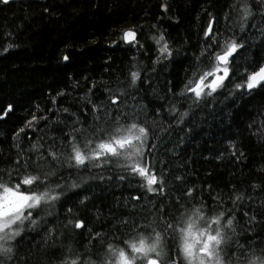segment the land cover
I'll list each match as a JSON object with an SVG mask.
<instances>
[{
    "label": "snow or ice",
    "instance_id": "1",
    "mask_svg": "<svg viewBox=\"0 0 264 264\" xmlns=\"http://www.w3.org/2000/svg\"><path fill=\"white\" fill-rule=\"evenodd\" d=\"M9 3L0 0V5ZM160 7L165 13L170 10L166 0ZM228 9L223 31L217 27L218 18L208 13L199 50L193 53L183 84L178 91L169 87L159 96L167 105H157L155 115L163 121L162 111H166L171 120L153 121L155 127L148 126L147 105L138 101V94L141 83L151 87V81L136 65L126 78V87L115 92L105 87L106 99L100 103L94 101L97 84L93 82L77 102V111L57 107L58 98L69 95L61 90L51 96L53 107L45 114H37L39 106L30 113V119L12 135L15 158L0 167V264H39L32 248H22L30 232L43 233L45 247L49 240H62L58 264H264V237L259 241L240 239V229L253 233L258 223L264 226L260 219L264 200L256 205L253 195L264 193V179L250 185L251 193L233 186L228 193L213 195L209 186L213 203L208 204L194 184H187L183 173L174 174L160 159L165 136L173 125H184L195 110L211 109L214 114L215 103L225 92V99H242L264 89V62L255 67L239 63L250 47L264 50V0H229ZM143 35L137 27L120 29L109 47L148 52L154 45L156 55L149 57L151 71H156V65L167 67L178 51L169 37L159 31L150 36L149 45L142 42ZM13 47L9 43L3 53ZM62 59L67 62L70 57L65 54ZM152 92L156 96L157 89ZM13 111L11 104L0 109V120ZM257 119L259 128L254 127ZM42 128L48 131L35 140L26 131ZM248 129L264 139V113H258ZM22 134L30 141L26 150L21 145ZM227 148L238 161L244 157L230 138ZM259 171L264 173V166ZM105 182L109 186L128 182L139 192L122 198L123 203L109 217L96 208V220L104 221L97 229L86 215L92 201L88 192ZM69 191L77 203L65 207L72 199ZM54 209L64 212L63 220ZM241 211L242 216L238 215ZM85 234L86 242L70 239L63 245V238Z\"/></svg>",
    "mask_w": 264,
    "mask_h": 264
},
{
    "label": "trees",
    "instance_id": "2",
    "mask_svg": "<svg viewBox=\"0 0 264 264\" xmlns=\"http://www.w3.org/2000/svg\"><path fill=\"white\" fill-rule=\"evenodd\" d=\"M163 2L165 0H10L8 5H0V109L9 104L14 107L5 120H0V167L7 166L15 158L17 149L13 146L12 135L30 119V113L37 111V106L41 110L37 114H45L53 107L51 96L63 90L69 95L59 97L57 107L77 111V102L93 82L97 84L94 101L100 103L106 99L105 87L114 92L126 87V78L134 70L133 65L151 81V87L141 83L138 94V101L142 99L147 105L148 126L155 127L153 121L158 124L172 119L166 111H162L163 121L155 115L157 105H167L159 96L169 87L178 91L183 84L192 65L193 53L199 50L209 12L218 18L217 27L224 30L229 0H166L170 5L167 13L161 11ZM153 25H158L159 30ZM127 27L141 30L142 42L146 40L149 45H152L151 35L164 31L173 48L178 50L173 61L167 67L156 65V71L152 72L149 57L156 55L154 45L148 52L124 46L109 47L120 29ZM9 43L14 47L3 53ZM65 54L70 57L67 62L62 59ZM260 62H264V50L255 46L239 61L252 67ZM152 88L157 89L156 96ZM227 95L225 92L218 97L214 114L211 109L195 110L184 125H173L161 149L160 159L166 161L174 174L183 173L187 184H194L197 194L202 193L208 204L213 203L209 186L213 195L228 193L233 186L251 193L250 185L264 179V173L259 171L264 166V139H258L248 129L252 119L264 113V89L255 90L242 99H225ZM80 115L83 116L82 110ZM259 126L257 119L254 127ZM26 131L35 140L44 136L48 129ZM22 136L21 145L26 150L30 141L28 136ZM229 138L236 143V150L244 153L239 161L227 148ZM84 175L86 177L87 173ZM138 192L139 189L128 182H112L111 186L105 182L93 187L88 192L92 201L86 215L99 229L104 221L96 220V208L101 209L104 217H109L110 212L117 211L118 203H123L122 198ZM253 195L256 205L264 200V193L258 191ZM68 196L72 199L65 207L77 203L72 191ZM226 203L231 207L230 202L226 200ZM53 212H59L63 220L64 212L59 209ZM81 214H85L84 209ZM238 215L242 216V211ZM49 219L57 223L53 217ZM240 231L241 242L245 239L259 241L264 237V226L259 223L253 233H246L243 228ZM87 238V234L66 237L63 245L70 239L86 242ZM38 244L39 250L36 249ZM22 248H32L36 252L33 259L39 260V264H58L62 240H49L45 247L43 233L30 232L25 235Z\"/></svg>",
    "mask_w": 264,
    "mask_h": 264
}]
</instances>
